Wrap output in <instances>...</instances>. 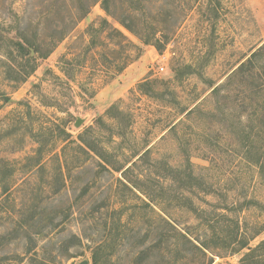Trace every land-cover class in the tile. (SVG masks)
<instances>
[{
	"label": "rangeland",
	"instance_id": "374dc122",
	"mask_svg": "<svg viewBox=\"0 0 264 264\" xmlns=\"http://www.w3.org/2000/svg\"><path fill=\"white\" fill-rule=\"evenodd\" d=\"M2 28L37 60L11 80L0 41V264H242L238 221L264 224V0H0ZM154 162L202 191L123 185Z\"/></svg>",
	"mask_w": 264,
	"mask_h": 264
},
{
	"label": "trees",
	"instance_id": "16d2710c",
	"mask_svg": "<svg viewBox=\"0 0 264 264\" xmlns=\"http://www.w3.org/2000/svg\"><path fill=\"white\" fill-rule=\"evenodd\" d=\"M17 31H20L19 29ZM12 32V29L9 28H2L0 29V41L6 43V47H10V53L9 56L7 57L8 62L6 63L5 61H2V64H5L7 67V72L9 74V77L11 80L15 82H24L27 80V78L32 75L34 72V69L36 67L35 62L37 58L32 56L31 49L34 50V52L37 53V48L33 43H31L28 40H25L24 37L19 40V38H11L8 35L9 33ZM21 35V34H20ZM19 36V34H18ZM17 36V37H18ZM21 37V36H19ZM2 47L0 46V51ZM258 54H254L252 56L253 59L257 58ZM23 60H25V64L23 63ZM103 159V158H102ZM154 166L152 168H148L149 171L146 173L150 174V177L153 176V170L155 171L156 168H160V166L163 168V170L166 172L164 173H159V176L155 174L156 177H158L159 181L155 179H151L150 177H147L145 181H143L144 175H142V179H138L135 182H130L129 178L124 176V181L122 182L123 185L131 187V189H137L138 191H143V187H146L148 183L155 184V188L159 186L160 190L164 191V186H162L161 182L164 180L165 183L169 181V179H177L179 180L180 184H185L188 185L192 180L193 184H196L195 187L199 191H202L203 186L205 185L204 179L200 176H196L195 173L192 171V169L188 170L190 172H187L182 169H176L173 166L168 165L167 163H159V162H154ZM164 164V165H161ZM137 167V165H134ZM116 169V168H115ZM132 169L129 167L127 168L123 173L126 175L127 172L131 171ZM159 170V169H158ZM118 171V170H116ZM120 171H123L121 169ZM157 184V186H156ZM182 189V187H180ZM188 189V188H187ZM183 190V189H182ZM187 191V190H185ZM145 193V191H144ZM147 195L146 197L152 202L155 201V196H152L151 194H145ZM262 209L264 207L261 206ZM264 213V211H263ZM242 228L240 226V222L238 221L237 223V237L231 239L229 242H227V245H237L234 249V251L240 252L244 249H247L248 252L243 256L241 263L242 264H264V240L261 241L256 247L252 248L250 247L251 241L256 239L258 236L264 233V224H261L260 227H258L257 230L253 234H247L245 231L244 233L241 232ZM27 233V232H26ZM28 237H31L30 234H28ZM31 251V249L29 250Z\"/></svg>",
	"mask_w": 264,
	"mask_h": 264
},
{
	"label": "built area",
	"instance_id": "2783aa9c",
	"mask_svg": "<svg viewBox=\"0 0 264 264\" xmlns=\"http://www.w3.org/2000/svg\"><path fill=\"white\" fill-rule=\"evenodd\" d=\"M160 70L163 72L164 71V68H161Z\"/></svg>",
	"mask_w": 264,
	"mask_h": 264
},
{
	"label": "water",
	"instance_id": "95a60500",
	"mask_svg": "<svg viewBox=\"0 0 264 264\" xmlns=\"http://www.w3.org/2000/svg\"><path fill=\"white\" fill-rule=\"evenodd\" d=\"M82 264H88L87 262H83Z\"/></svg>",
	"mask_w": 264,
	"mask_h": 264
}]
</instances>
